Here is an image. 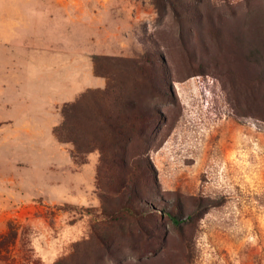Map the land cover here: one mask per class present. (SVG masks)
I'll return each mask as SVG.
<instances>
[{
  "label": "rangeland",
  "instance_id": "rangeland-1",
  "mask_svg": "<svg viewBox=\"0 0 264 264\" xmlns=\"http://www.w3.org/2000/svg\"><path fill=\"white\" fill-rule=\"evenodd\" d=\"M173 4L68 1L74 23L83 16L85 78L54 106L105 88L96 72L119 59L156 61L166 92L124 82L158 109L136 204L151 213L119 212L113 194L104 203L98 149L78 163L54 132L1 119L0 236L16 235L0 264H264V0Z\"/></svg>",
  "mask_w": 264,
  "mask_h": 264
},
{
  "label": "trees",
  "instance_id": "trees-1",
  "mask_svg": "<svg viewBox=\"0 0 264 264\" xmlns=\"http://www.w3.org/2000/svg\"><path fill=\"white\" fill-rule=\"evenodd\" d=\"M168 1L176 9L174 0ZM154 2L160 9L168 7L167 0ZM94 59L98 57L94 56ZM117 66L118 71L127 77L118 78V71L114 69L111 73L96 72L108 78L107 86L89 89L74 101L65 102L61 107L62 121L53 132L59 141L72 144L71 155L78 163L85 162L87 154L93 150L101 152L98 187L104 203L107 195L113 194L120 198L119 212L139 219L151 213L136 204L141 203L140 195L148 188L150 180L149 163L144 154L152 137L158 109L152 106V102L148 103L150 107H140L143 104L141 100L126 96L124 82H130L134 87L148 85L152 92H160V88L166 90L160 85L159 66L151 57L119 59ZM170 217L179 222L177 216ZM11 235L14 237L16 232L10 229L0 236V255L2 246L9 245Z\"/></svg>",
  "mask_w": 264,
  "mask_h": 264
},
{
  "label": "crops",
  "instance_id": "crops-1",
  "mask_svg": "<svg viewBox=\"0 0 264 264\" xmlns=\"http://www.w3.org/2000/svg\"><path fill=\"white\" fill-rule=\"evenodd\" d=\"M68 1L0 0V120L50 138L54 106L85 78L83 16L74 23Z\"/></svg>",
  "mask_w": 264,
  "mask_h": 264
}]
</instances>
